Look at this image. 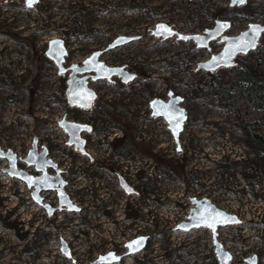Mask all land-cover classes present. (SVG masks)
<instances>
[{
  "label": "rangeland",
  "instance_id": "1",
  "mask_svg": "<svg viewBox=\"0 0 264 264\" xmlns=\"http://www.w3.org/2000/svg\"><path fill=\"white\" fill-rule=\"evenodd\" d=\"M134 3L140 8L133 7ZM230 4L231 0H41L35 6L37 15L34 9L25 7L24 0L9 1L6 5L0 0V148L3 151L12 150L18 158L26 159L36 126L52 124L51 121L61 120L64 115V76L58 74V68L45 55L51 39L65 41L69 52L65 67L82 64L94 52L103 51L100 61L106 65L139 74L136 81L127 85L94 83L93 88L100 95L97 109L95 113H80L79 121L104 126L109 120L102 116V109H109L116 125L121 126V116L128 114L132 119L128 124L131 129L148 134L146 141L142 137L136 141L134 153L145 156L146 151V157L141 158L148 159L149 168L144 172L141 167V172L135 171L133 176L137 178L145 173L155 193L146 198L143 206L141 200L118 192L122 195L120 201L132 203L136 213L145 207L142 216L146 217L143 226L146 229L141 232L134 227L135 234L130 239L142 233L150 236L148 253L138 257L146 260V264H207L211 258L207 255L213 240L211 233L176 231L196 198L208 199L219 210L243 221L242 226L223 232L232 240L242 241L234 242L236 251L250 248L247 253L255 252L253 245L260 244L261 238L264 248V156L254 154L241 133L242 124L255 123L264 136V109L254 110L235 89L238 66L214 73L198 71L199 63L219 54L223 43L213 42L208 51L198 48L194 41L178 37L163 40L154 35L158 24H166L184 36L204 35L205 30L215 27L217 20L232 22L229 36L239 35L252 23L264 25V0H248L241 7ZM46 16L48 20L44 22ZM35 26L40 30H35ZM9 31L34 39L38 54L46 57L39 64L41 77L37 88L33 81L34 54L30 49L20 52L14 40L6 35ZM119 34L135 39L109 50ZM237 63L250 65L264 76V35L259 47L240 55ZM209 84L226 93L227 104H221L217 97L196 92V88ZM171 92L184 99L181 106L189 115L180 138L181 153L164 123L154 122L151 116L150 102L156 98L167 101ZM69 117L73 119L72 112ZM98 139L99 136L95 139L97 143L103 141ZM105 141L103 148L97 150L93 145L90 149L95 162L109 160L113 155L108 148L111 140ZM57 145L66 146V143ZM62 149L60 152L68 158L69 166L72 164L84 172L85 178L77 184L86 181L87 188H75V191L83 192L86 197L83 202L86 214L66 217L64 221L56 219L49 224L42 223L40 216L38 225L33 220L36 208L29 190L3 173L8 163L0 160V264H73L61 253V240L68 244L77 264H90L113 246L116 249L124 244L123 240H129L116 235L126 227L120 215L104 217L107 210L117 209L115 213L120 214L121 205L117 207L112 196L104 201L94 198L99 182L85 174L96 173L94 164L90 166L89 160H80L72 151ZM151 153L183 165L185 186L172 172L162 171L150 158ZM219 164L227 168H220ZM108 190V195L117 191L112 187ZM26 246L34 250L25 253ZM121 264L140 263L130 258Z\"/></svg>",
  "mask_w": 264,
  "mask_h": 264
},
{
  "label": "water",
  "instance_id": "2",
  "mask_svg": "<svg viewBox=\"0 0 264 264\" xmlns=\"http://www.w3.org/2000/svg\"><path fill=\"white\" fill-rule=\"evenodd\" d=\"M40 1L41 0H32V2L29 3V0H24L25 7L27 9H34ZM247 2L248 0H243V2H239V0H231L230 5L231 7H241L246 5ZM231 28V21L217 20L215 27L205 30L204 35L197 34L184 36L166 24H158L156 30L154 31V35L158 39L163 38V40L178 37L184 41H194L196 42L198 48L207 49L208 51H211L210 45L213 42L219 41L220 43H223L224 47L219 54L212 55L209 60L199 63L198 65V71L214 73L223 68H234L237 64V58L240 55H247L250 52L255 51L259 47L261 39L264 35V25L258 23L249 24L245 31L236 36L227 35V32L230 31ZM134 39L135 38L120 37L118 40L113 42L108 49L111 50L127 45L134 41ZM103 53V51L94 52L85 61H83L81 65L75 64L72 65L70 69H67L65 67V63L69 52L65 45V41L62 38H54L48 42L45 55L47 59L51 60L58 68L59 75H64L68 70H71V78L78 75L84 76L80 79V88L75 86L74 79L69 81L66 96L70 104L86 110L93 107L98 95L93 89L88 87V74L95 75L93 76L94 81L106 80L108 82H112L113 78L117 77L120 78L123 83L129 84L136 79V75L125 71L124 67H110L100 61V57ZM183 100L184 99L182 97H176L174 93L171 92L167 101L156 98L150 102L152 116L155 117V119H162L166 122L168 130L178 147L179 153L182 152L180 138L184 133L186 124L189 121V115L186 109L181 106ZM60 127L69 137L68 145L70 147L75 146L77 150L80 149V152L86 156V144L81 138V135L83 133H91V129L80 125L68 124L66 119L60 123ZM35 144L36 141L34 142L33 149L28 153L27 158L23 160V163L28 169H31L34 165H36L38 170L44 173V176L38 181H36L28 173V171L19 169L18 164L20 159H18V156L12 150L5 152L0 148V160L8 163V169L4 170L3 173L8 176L9 179L24 184L29 191L36 188L38 193H41L40 187L42 186L45 188V191L51 190L50 186H48L49 182L47 181V167L56 170L57 166L52 162H47V164L45 163L44 159L47 157L46 152L36 159ZM59 193L62 207L68 206L69 212L71 213L78 212V210L72 206L68 197H66L62 191H59ZM133 193L134 192L131 190L128 191V195H132ZM35 194L33 193L34 197ZM192 206L193 208L187 217V221L180 224L176 228V231L181 232L182 234H190L197 230H208L213 236L215 256L218 263L231 264L232 257L230 253L225 251L223 245L218 241L217 232L220 228L239 226L241 224L240 219L237 216H232L219 210L208 199L201 201L193 199ZM149 240L150 238L147 236L137 238L126 245L125 248L127 249V252L125 254L116 256L115 253H111L106 256H100L91 264H121L125 259L143 253L148 246ZM61 253L73 264H77L72 257L68 244L64 240H61ZM247 263L258 264V259L255 257Z\"/></svg>",
  "mask_w": 264,
  "mask_h": 264
},
{
  "label": "flooded vegetation",
  "instance_id": "3",
  "mask_svg": "<svg viewBox=\"0 0 264 264\" xmlns=\"http://www.w3.org/2000/svg\"><path fill=\"white\" fill-rule=\"evenodd\" d=\"M120 37H126V36L119 34V36H117L116 40H118V38H120ZM66 60H67V58H66ZM78 65H81V64H78ZM236 66H238V63L236 64ZM70 67L66 66L67 69H70ZM71 75H72L71 70H68L66 72V74L63 75L64 81H65V86L63 89V96H64V100H65V104H64L65 112H64V115L62 116V119L57 120L56 122L51 121L52 124L47 123L46 126L43 124H40L39 126H36V129L34 131L35 134L33 137L31 150L33 149L34 142L36 141L35 158L36 159L39 158L41 155H43L46 152L47 157H46V159H44L45 163L47 164V162H52L54 165L57 166V169L55 170V169L50 168V167H47V169H46L47 181L49 182L48 186H50V188H51L50 191H45V188L43 186L40 187L41 193H38V190L36 188L33 189L32 191H29L31 194V202L34 205V208H36V210H35L36 213H35L33 220H35V223H37L38 225L41 222L42 223L45 222V223L49 224V223H53L56 219H61L62 221H64L66 217L67 218L82 217L84 214H86L87 210H85L86 207L83 204L86 197L84 196L83 192L79 193V192L75 191V188H81L82 189L83 183L81 182V184H77V182L80 180H83L85 178V176L83 175L84 172L81 173L80 168H78V167L75 168L72 164H71V167L69 166L70 163H69L68 158H66L60 152V150L62 148H63L62 150L68 149V151H72L73 155L76 156L78 159L89 160V165L91 166L94 164V167H96V173L92 174L91 176L88 172L85 171L86 172L85 174L89 175L88 177H91V179L93 178V179L97 180V182H99L98 186L95 187V189H99V190L95 191L97 193V195L96 196L93 195L94 198L96 197L97 201L98 200L104 201L106 199L108 200L112 196L111 200L116 201L115 205L117 207H118V204L121 205L122 210L120 211V214L115 213V212H118L117 209H115V210L113 209V211L107 210L104 213L105 214L104 217L105 218L112 217V216L118 217L120 215L122 217L121 218L122 225H124L126 227L124 229H122L123 233H120V234L116 233V235H117V237L119 236V238L121 240L123 239L122 236H126V238L129 240H126V241L123 240L124 244L122 246H117L116 249H114L115 247L113 246V248L111 250H109V252H107L106 254L100 255V256H106L108 254L115 253L116 256H121L127 252V249L125 247L129 242H132L137 238L147 236L145 233H142V234H138L136 237L130 239V236L132 234H135L134 227L138 228L139 231H141V230H143V228H145L143 226L146 222V219H145L146 217L144 215L142 216V214H143L142 212L145 210L144 209L145 207L143 208L142 212L141 211L137 212L138 213L137 215L139 217H138V219H135V216H134L135 211L133 210V204L128 203L127 201L126 202L120 201V195L122 194L123 196L129 197L130 199L136 198L138 202L141 200V203L143 204V206H146V200L149 198V195L147 194V191H145V186L146 187L150 186L149 185V179L146 178L145 173H142V175L139 174L137 178H134L133 174L135 171H136V173H140L142 170L141 167L143 168L144 172H145L146 167L149 168V165H148L149 161H147L148 159H144V158L142 159L141 158V157H146L147 153L145 151V156L144 155L143 156H135L133 149L130 150L126 156H117L114 153L113 145H115V147H116V145L118 143H120L121 141L125 140L128 137L129 134L126 133V130L129 129V130L134 132V130H133L134 128L131 129V126L128 125L129 123L132 122V119H129L128 114L121 116V121H120L121 129H119V127H112V124L110 123V121H108L109 123H107L104 126H95L94 122L92 124V123H89L87 121H85V122L79 121L80 113H84V114L95 113V111L97 109V102L100 99V95L93 88L94 83H96V82H107L109 84H119V85H127V84L123 83L122 80L120 78H117V77L113 78L112 82H108L106 80L94 81L93 76H95V75L94 74H88L87 75L88 76V78H87L88 87L93 89L97 93L98 97H97V100L95 101L93 107L89 110H86V109L74 106V105L69 103V100L66 96V91H67V88L69 87V84H68L69 81L74 79L75 86L80 88L79 87L80 86V79L84 77L83 75H78L74 78H71ZM135 75H136V79L134 81H136L139 78V74H135ZM71 112L74 116L73 119H70V117H69V114ZM77 114H79V115H77ZM64 119H66V122L68 124L80 125L83 127H89L91 129V133H83L81 135V138L85 141V144H86L85 145L86 156L80 152V149L77 150L75 146L70 147L68 145L69 137H68V135H66V133L60 127V123ZM97 122H99V120ZM244 126H245V123L242 124L241 130H243ZM133 132H132V135L130 136L131 139L134 138ZM97 136H99L98 141L102 140V139H103V141H99L100 143H97L95 141ZM110 136H114V138H107ZM243 137H244V135H243ZM105 140H111L112 144L111 145L108 144V148H111V150L113 151V155L109 160L104 158L103 160H100V162H95V159H94L90 149L93 148L92 147L93 145H94V148H96L97 150H99L100 147L103 148L102 145L106 142ZM136 141H139L138 133H137L136 138H135V142ZM59 143L60 144L66 143V146H58L57 144H59ZM18 159H20L19 164H18L19 169L28 171V173L36 181H38L39 179H41L44 176V173L40 172L36 165H34L31 169H28L27 166L23 163V160H25V159H21V158H18ZM25 166H26V168H24ZM141 177H143V185H144L142 188L140 186ZM133 180L134 181L136 180V181L134 182ZM136 182H137V184H136ZM105 183H107V184H105ZM109 183H111V185H109ZM20 184H22V183H20ZM114 184H116V185L113 186ZM22 185H24V184H22ZM77 185H78V187H77ZM110 187H112V189L115 188V190H117V191H115V192L111 191L108 195V192H109L108 188H110ZM129 190H131L134 193L132 195H128ZM59 191L60 192L62 191L63 194L66 197H68V199L72 203V206L75 207L78 210V212L71 213V212H69L68 206L62 207L61 202H60ZM104 192H106V193H104ZM118 192H120L121 194L118 195ZM33 193L34 194L36 193L35 197L33 196ZM50 214H52V215H50ZM40 216L42 217V220H43L41 222L38 221V220H40ZM113 221L118 222L117 220H113ZM186 221L187 220H185L184 222H186ZM136 223H138V224H136ZM134 224H136V226ZM35 232H38V231L36 230ZM141 232H143V231H141ZM147 237L150 238V236H147ZM150 241H151V238L148 242V245H149ZM145 253H148L147 248L143 253H141L137 256H134V257H129L127 259L131 258V259H133V261H137L140 264H146V260H139L138 259V257H140L141 255H144ZM100 256H98V258Z\"/></svg>",
  "mask_w": 264,
  "mask_h": 264
},
{
  "label": "trees",
  "instance_id": "4",
  "mask_svg": "<svg viewBox=\"0 0 264 264\" xmlns=\"http://www.w3.org/2000/svg\"><path fill=\"white\" fill-rule=\"evenodd\" d=\"M9 1L13 0H4V4L6 5ZM15 2V1H14ZM138 3H134L133 7H138ZM141 5V4H140ZM254 11L262 14L261 11L257 10L256 8H253ZM36 12L38 15V10H32ZM48 20V17H44V22ZM35 30H40L39 27L35 26ZM23 33H18V32H10L6 33L7 36H9L11 39L14 40V42L17 44V46L20 49V52H23L24 49H30L31 52L34 54V59H33V81L35 84V88L38 87L39 84V79L41 77L40 75V69H39V64L42 62L46 61V57L38 54L37 50V44L34 39L30 37H23ZM46 51V50H45ZM44 51V53H45ZM236 74L238 78V84L235 86V89H238L240 96L245 99L247 102L250 103V105L254 108L256 111H262L264 109V76L259 74L252 66L247 65V64H238V68L236 69ZM197 93H201L205 97H217L220 101L221 104H227L228 101H226V93L222 92L219 88H216L212 86L211 84L198 87L196 88ZM63 95V94H62ZM103 113L102 116H105L106 120H109L110 123L112 124V127H119L120 126L116 125L112 120L113 117L112 111L108 109V111H105L102 109ZM104 114V115H103ZM131 130H126V133H128V137L118 143L115 147L113 145V150L114 153L117 156H126L130 150L133 149L134 152H136V147L137 144L135 142L136 135L138 133V130L134 131V138L131 139L130 136L132 135ZM242 134L244 135L245 140L247 141L248 147L252 150L254 154H259L264 156V136L261 134V129L258 127L257 124L255 123H245V126L243 130H241ZM191 146L194 148L195 147V142L191 144ZM258 155V156H259ZM150 158L154 160V162H157L158 165H160V168L162 171L168 170L172 172L176 178H178L183 185L185 186V179H186V174H185V168L183 165L176 164L175 162L171 160H163L159 158L156 155H153L151 153ZM187 159L185 158V161ZM220 168H227L225 165L219 166ZM137 184V182H136ZM139 185V184H138ZM140 186L141 188L144 186L143 185V177H141L140 181ZM145 191H147L148 195H152L154 190L152 188L146 187L145 186ZM138 213L135 212V219H138ZM23 238V237H21ZM164 249L166 246L163 247ZM34 250V247H29L26 246L24 252L25 253H31ZM170 254L167 256L170 258Z\"/></svg>",
  "mask_w": 264,
  "mask_h": 264
},
{
  "label": "built area",
  "instance_id": "5",
  "mask_svg": "<svg viewBox=\"0 0 264 264\" xmlns=\"http://www.w3.org/2000/svg\"><path fill=\"white\" fill-rule=\"evenodd\" d=\"M152 119H153L154 122L157 121L160 124L164 123V126L166 127V129H168V125L166 124V122L164 120H162V119H155V117H153V116H152ZM149 122H150V120L147 121V123H149ZM147 135H148L147 133L146 134H144V133H138V137H142V139L144 141L147 140ZM84 188H87V182L86 181L82 184V189H84ZM196 199L197 200H200V201L201 200H204V199H199V198H196ZM191 210H192V208H191ZM189 214H188V216H189ZM232 216H234V215H232ZM243 224H244L243 221H241V224L239 226H236V227H240ZM236 227L220 228L218 230V232H217V234H218V241L220 242V244L223 245L225 251H227L228 253H230V255L232 257L231 264H248L247 262L249 260H252L255 257L258 259V264H264V248H263V245H262V238L261 237H260L261 238L260 244L253 245L256 248L255 252L247 253L246 252L247 248L244 249V250H242V251H236L234 249V242L237 241V242L242 243V241H240L239 238L232 240L230 236H228L227 234H225L223 232H225L226 229H231V228H236ZM212 238H213V236H212ZM257 241L259 243L260 239H257ZM249 250H250V248H248L247 251H249ZM260 252L263 254L262 256H261ZM207 255H209L208 257L211 256V258L207 259V264H219L218 261H217V259H216V256H215V249H214V242H213V240H212V245L210 246V251L207 252ZM200 264H203V262H200Z\"/></svg>",
  "mask_w": 264,
  "mask_h": 264
},
{
  "label": "snow or ice",
  "instance_id": "6",
  "mask_svg": "<svg viewBox=\"0 0 264 264\" xmlns=\"http://www.w3.org/2000/svg\"><path fill=\"white\" fill-rule=\"evenodd\" d=\"M32 2V0H29V3H31ZM239 2H243V0H239Z\"/></svg>",
  "mask_w": 264,
  "mask_h": 264
}]
</instances>
